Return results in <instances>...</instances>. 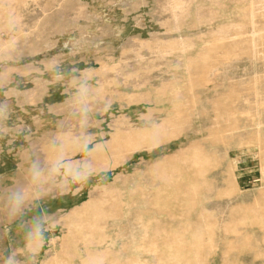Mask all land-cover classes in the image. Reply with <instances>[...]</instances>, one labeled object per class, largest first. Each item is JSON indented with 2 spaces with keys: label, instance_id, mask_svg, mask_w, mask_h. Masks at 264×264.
Here are the masks:
<instances>
[{
  "label": "rangeland",
  "instance_id": "obj_1",
  "mask_svg": "<svg viewBox=\"0 0 264 264\" xmlns=\"http://www.w3.org/2000/svg\"><path fill=\"white\" fill-rule=\"evenodd\" d=\"M0 163L4 255L264 264V0H0Z\"/></svg>",
  "mask_w": 264,
  "mask_h": 264
},
{
  "label": "crops",
  "instance_id": "obj_2",
  "mask_svg": "<svg viewBox=\"0 0 264 264\" xmlns=\"http://www.w3.org/2000/svg\"><path fill=\"white\" fill-rule=\"evenodd\" d=\"M1 166H2V164L0 163V170H2ZM0 175H1V171H0ZM33 196H34V194H32V192H31V197H33ZM24 211L25 210H0V228L3 227V226L6 227L5 223H12L16 219H19L18 216L21 215L22 212L24 213ZM42 212H43V214H42V219L41 220H44L43 216H44V214H46L45 213L46 210H42ZM11 216H13V217H11ZM27 220H29V218ZM21 227L23 229L24 228L27 229L26 236L24 237V239H22L23 240V241H21L22 243L20 242V243L15 244L14 248L11 249L12 251L9 250V253L4 255L2 252H0V264H15L17 261H20L22 263L30 262L31 264H35L38 261V260H35L36 262H33L34 261L33 259L36 256L35 253L34 254L30 253V252H29L30 254L27 253L28 258H26V259H30V260H25V259L22 260V259H20L19 256H18L20 253L14 254L13 251H14L15 248H17V247H25V245L27 244L26 243L27 240H28L27 236L30 234V231L28 232V229H30L31 223L27 224V221L26 222L23 221ZM31 228H33V227H31ZM34 230H37V229L34 228ZM18 244H20V245H18ZM26 252H28V251L26 250ZM22 256H25V255L22 254Z\"/></svg>",
  "mask_w": 264,
  "mask_h": 264
}]
</instances>
